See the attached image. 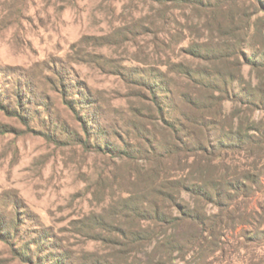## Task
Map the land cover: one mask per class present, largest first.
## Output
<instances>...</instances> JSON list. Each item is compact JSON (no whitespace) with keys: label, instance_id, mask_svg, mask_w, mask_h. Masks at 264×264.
<instances>
[{"label":"rangeland","instance_id":"obj_1","mask_svg":"<svg viewBox=\"0 0 264 264\" xmlns=\"http://www.w3.org/2000/svg\"><path fill=\"white\" fill-rule=\"evenodd\" d=\"M189 5L171 0H0V217L16 222L17 229L8 238L0 236V264L112 259L114 249L92 239L93 219L110 217L114 195L144 185L134 177L138 170L140 178L145 176L140 167H148V144L171 139L154 105L151 80L145 82L149 76L143 73L166 70L171 61L200 67L184 49L217 34L204 12ZM251 23L264 28V13L258 10ZM242 71L256 81L248 66ZM169 75L180 116L177 93L185 82ZM82 96L97 105L78 110L94 113L87 124L67 107L71 97ZM235 106L225 103L227 110ZM242 117L263 121L264 112L254 108ZM105 141L108 147L140 148L142 155L120 158ZM256 197L250 207L257 208ZM27 244L31 260L21 254ZM64 253L67 259L60 256Z\"/></svg>","mask_w":264,"mask_h":264},{"label":"trees","instance_id":"obj_2","mask_svg":"<svg viewBox=\"0 0 264 264\" xmlns=\"http://www.w3.org/2000/svg\"><path fill=\"white\" fill-rule=\"evenodd\" d=\"M171 1L202 10L217 34L184 49V55L202 63L200 67L171 61L166 70L143 73L149 76L145 82L151 80L154 105L171 139H156L158 146L148 144V167H140L145 176L140 178L138 170L134 177L144 185L120 191L109 204L110 217L99 214L93 219L97 226L92 239L114 249L112 259L94 257L93 264H234L247 256L246 264H261L264 120L255 122L242 115L254 108L264 112V28L251 23L258 10L264 13V0ZM243 66L256 81L245 77ZM169 74L185 82L177 93L180 116L175 113L169 84L174 78ZM227 102L239 106L227 110ZM91 103L84 96L71 97L67 107L87 124L94 113L81 115L78 110L95 109ZM106 148L120 158L142 155L140 148L130 151L115 143ZM255 197L257 208L250 207ZM5 220L0 217V236L8 238L11 230L17 231L16 222ZM237 226L241 229L235 234ZM41 240L35 242L40 245ZM24 249L22 256L31 260L29 245ZM140 251L144 255L136 257Z\"/></svg>","mask_w":264,"mask_h":264}]
</instances>
